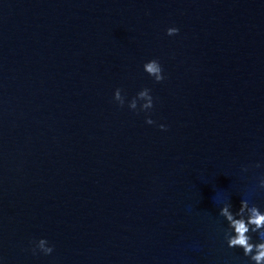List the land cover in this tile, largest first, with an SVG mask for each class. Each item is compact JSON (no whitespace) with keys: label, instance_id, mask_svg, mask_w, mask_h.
<instances>
[{"label":"water","instance_id":"obj_1","mask_svg":"<svg viewBox=\"0 0 264 264\" xmlns=\"http://www.w3.org/2000/svg\"><path fill=\"white\" fill-rule=\"evenodd\" d=\"M262 178L264 0H0V264H250Z\"/></svg>","mask_w":264,"mask_h":264},{"label":"clouds","instance_id":"obj_2","mask_svg":"<svg viewBox=\"0 0 264 264\" xmlns=\"http://www.w3.org/2000/svg\"><path fill=\"white\" fill-rule=\"evenodd\" d=\"M179 28L170 27L167 29V35L174 36L179 34ZM144 70L147 74L154 78L159 83L165 79L163 67L159 60L152 59L144 64ZM122 89L115 90L114 99L123 107L126 102L125 95L122 94ZM140 101L144 103L140 104ZM139 106L140 111L147 112L154 108V98L151 95V89L144 88L132 98L128 107L131 110H137ZM146 123L155 124L151 116L146 119ZM161 130H167L166 126L159 125ZM256 167H260L259 164ZM247 171V168L244 169ZM259 187L264 189V178L259 182ZM219 215L224 217L227 221L228 227L225 231V240L228 247L240 248L243 250V255L249 258L250 264H264V210L250 202V199H241L238 211H233L232 203H224L220 209ZM252 234H256L257 242H253ZM33 254L37 251L42 252L44 255H50L54 251V246H49L46 239H40L34 242Z\"/></svg>","mask_w":264,"mask_h":264}]
</instances>
